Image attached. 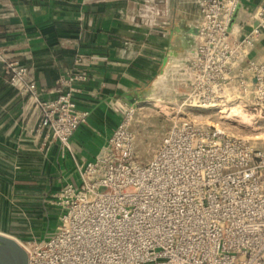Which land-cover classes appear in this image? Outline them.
<instances>
[{"label":"built area","instance_id":"obj_1","mask_svg":"<svg viewBox=\"0 0 264 264\" xmlns=\"http://www.w3.org/2000/svg\"><path fill=\"white\" fill-rule=\"evenodd\" d=\"M201 22L185 66L192 106L239 104L264 115V0L248 27L235 24L240 0H198ZM82 55H78V60ZM9 86L37 117L29 133L39 149L88 124L74 93L84 73L69 70L51 90L0 50ZM223 107V108H221ZM121 117L92 160L76 163L48 203L56 224L43 238L23 239L27 264H264V148L218 127L182 120L147 162L131 129L135 106Z\"/></svg>","mask_w":264,"mask_h":264},{"label":"crops","instance_id":"obj_2","mask_svg":"<svg viewBox=\"0 0 264 264\" xmlns=\"http://www.w3.org/2000/svg\"><path fill=\"white\" fill-rule=\"evenodd\" d=\"M261 0H240L235 24L248 27ZM201 22L198 0H0V50L30 70L37 85L76 70L74 99L90 112L69 139L39 149L36 118L0 65V231L43 238L57 218L48 203L76 163L92 160L121 117L122 103L157 85L186 83L185 66ZM78 55H82L78 60ZM254 56L264 60L259 46Z\"/></svg>","mask_w":264,"mask_h":264},{"label":"rangeland","instance_id":"obj_3","mask_svg":"<svg viewBox=\"0 0 264 264\" xmlns=\"http://www.w3.org/2000/svg\"><path fill=\"white\" fill-rule=\"evenodd\" d=\"M187 94L188 87L184 81L180 80V83L175 86L155 85L149 89L148 94L142 90L140 98L135 97L131 101L135 106L131 129L136 137L134 147L140 161L147 162L157 149L164 133L182 120L218 127L229 135L244 138L252 144L264 148L263 114L242 108L244 112L252 116L251 122L243 121L236 116L227 118L219 112L218 108L192 106V100ZM55 224L56 220L50 221L47 225L52 231ZM19 240L23 241V239Z\"/></svg>","mask_w":264,"mask_h":264},{"label":"water","instance_id":"obj_4","mask_svg":"<svg viewBox=\"0 0 264 264\" xmlns=\"http://www.w3.org/2000/svg\"><path fill=\"white\" fill-rule=\"evenodd\" d=\"M0 264H27V253L10 234L0 232Z\"/></svg>","mask_w":264,"mask_h":264},{"label":"bare ground","instance_id":"obj_5","mask_svg":"<svg viewBox=\"0 0 264 264\" xmlns=\"http://www.w3.org/2000/svg\"><path fill=\"white\" fill-rule=\"evenodd\" d=\"M157 105V104H156ZM161 105V104H160ZM162 107V106H161ZM160 108V107H159ZM221 113H223V115L225 117H232V116H236V117H240L243 121H248V122H251V118L252 116H250L248 113L244 112V110L241 108V106L239 104H236V103H233L231 106L219 111ZM239 119V118H238ZM240 120V119H239ZM245 123V122H244ZM1 232V231H0ZM1 233H4V232H1ZM5 234H8V233H5ZM4 234V235H5ZM15 239L20 243L21 245V242L19 239H17L15 237ZM22 246V245H21Z\"/></svg>","mask_w":264,"mask_h":264}]
</instances>
